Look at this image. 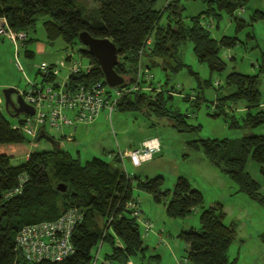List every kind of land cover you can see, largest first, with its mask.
I'll return each mask as SVG.
<instances>
[{
    "label": "trees",
    "instance_id": "1",
    "mask_svg": "<svg viewBox=\"0 0 264 264\" xmlns=\"http://www.w3.org/2000/svg\"><path fill=\"white\" fill-rule=\"evenodd\" d=\"M182 1H201L208 9L186 25L181 19ZM155 2L91 0L87 8L82 0H0V17H5L13 30L27 33L23 48L34 42L29 39V33L36 29L40 17H49L43 26L50 44L61 39L67 45L66 49H74L81 43L79 35L85 31L95 38L110 39L119 54L115 69L126 79L125 85L117 88L123 94L116 101L115 109L120 112L148 109L160 117H170L179 132H196L201 129L200 125H190L186 115L167 109L166 100L174 97L175 90L167 91L166 97L163 86L153 88L150 71L160 68L168 77L170 73L180 72L185 65L179 49L186 42L193 44V52L199 62L207 64L213 71H223L225 63L220 51L235 47L238 38L223 37L219 41L212 38L201 19L204 16L217 18L225 13L235 20L238 29H242L246 23L240 13L249 0H177L179 6L173 8L170 3L166 8L171 12L170 25L161 23L165 11L156 10ZM263 16L257 11L249 19ZM149 39H152L151 45L145 47ZM78 53L89 59L91 71L71 75L69 86L106 85L103 72L87 47L83 45ZM25 55L34 57L27 49ZM43 82L48 81L43 78ZM225 84L231 92L217 97L214 117L225 114L226 105L240 101L246 102L247 109L261 105L259 75L231 72ZM107 88V98L113 101L117 89ZM185 100L190 101L188 98ZM201 100L203 97L198 95L194 101L198 104ZM9 114L13 115L14 111L10 109ZM23 123L24 119H20L17 125ZM242 124L234 120L231 126L247 129L264 125V111L253 114L247 110ZM14 125L0 111V146L31 143L26 134L14 129ZM190 145L203 151L213 167L236 182L239 192L264 203L260 184L246 168L251 158L260 165V173L264 176V135L204 139L192 141ZM121 162L117 155L113 162L95 157L82 163L60 145L57 149L34 152L24 164L17 166L12 164L11 156L0 154V264H92L94 251L104 244L112 249V255H107L111 260L126 263L135 254H145L148 248L142 238V227L146 229L141 223V215L135 217L133 211L126 209L128 202L136 200L135 190L148 193L155 204H165L166 213L172 219H185L194 210H199L200 228H192L180 235L187 244L186 261L192 264H236L237 259L231 260L229 251L237 237V225L225 223L227 213L222 203L205 207L203 193L194 188L186 177H179L172 190L164 189V177H132L123 169ZM23 177L26 182L22 194L6 198L9 191L19 186ZM59 185L66 187V191H59ZM72 207L80 209L84 217L73 233L75 253L71 257L61 262H30L16 251L15 239L22 227L54 221Z\"/></svg>",
    "mask_w": 264,
    "mask_h": 264
},
{
    "label": "rangeland",
    "instance_id": "2",
    "mask_svg": "<svg viewBox=\"0 0 264 264\" xmlns=\"http://www.w3.org/2000/svg\"><path fill=\"white\" fill-rule=\"evenodd\" d=\"M82 1L91 3V0ZM170 3L173 8L179 6L177 0L155 2L156 10L165 11L162 24H169L171 12L166 8ZM180 5L184 8L181 19L186 25L191 24L193 18L208 9V6L201 1H182ZM257 11L264 14V0H249L240 13L246 23L242 29H238L235 20L225 13H221L217 18L204 16L201 19L202 25L210 31L212 38L218 41L223 37L238 38L235 47L222 48L220 51L225 63L223 71H213L207 64L199 62L191 42L184 43L179 49L180 58L185 65L180 72L170 73L168 77L160 68L150 71L153 75V88L163 86L166 97L167 91L175 90L174 97L166 100L167 109L186 115L188 124L201 126L199 131L179 132L170 117H160L148 109L136 112H120L115 109L111 115L109 110H105L97 124L87 129L88 133L83 136L79 132L73 142H68L63 136H69L74 128L46 130L49 136L60 141L63 150L70 152L74 158H79L82 163L95 157L113 162L115 156L121 157L127 150L130 152L140 149L143 140L158 139L161 152L154 154L150 161L140 167H134L128 158H124L121 166L132 177H145V172H148L151 178L164 177V189L172 190L179 177H186L194 188L203 193L205 207L222 203L225 212L228 213L225 223L237 225V237L229 251L230 259H237L236 264H264V203L254 201L248 194L239 192L236 182L213 167L203 151L193 149L190 142L264 135V125L247 129L231 126L234 120L243 125L247 110L253 114L264 111V16L251 21L249 19ZM172 18L175 17L172 15ZM48 19L49 17H40L36 29L29 33V39H33L34 42L26 44V48L20 47L18 60L24 72H21L17 66L14 44L8 39H0V108L13 122L23 119L24 115L20 118L9 116L5 106L4 91L10 87L4 85L12 83L14 88L24 91L29 89V82L43 84V75L39 72V67L47 58L44 59L40 55L39 47L42 51L44 49L48 51L54 59H62L68 52H72L75 60L84 66L89 65V59L78 53L83 44L75 45L74 49H66L67 45L61 39L54 44L48 42L43 27ZM26 49L35 56L26 57ZM65 72L67 71H61L59 80L64 78ZM231 72L259 75L261 105L247 109L246 102L240 101L226 105L225 114L214 117L213 114L217 112V97H223L231 92L226 89L225 84L226 77ZM198 95L204 100L197 104L194 100ZM13 100L17 101L16 95H13ZM77 127L81 131V126ZM29 138L31 143L21 146L25 153L55 149L48 138H42L39 142ZM24 163L22 159L12 161L13 165ZM246 168L251 177L260 184V193L264 196V176L260 173V165L250 158ZM134 194V198L139 202L141 222L148 220L153 226L147 235L142 227V238L148 249L145 254L138 253L129 257L125 263L118 259H107V255H112V249L108 244H104L99 250L94 251L97 264H156L157 262L188 264L185 260L187 244L180 235L192 228H200L199 210H194L185 219H172L166 213L165 204H155L151 196L143 191L135 190Z\"/></svg>",
    "mask_w": 264,
    "mask_h": 264
},
{
    "label": "built area",
    "instance_id": "3",
    "mask_svg": "<svg viewBox=\"0 0 264 264\" xmlns=\"http://www.w3.org/2000/svg\"><path fill=\"white\" fill-rule=\"evenodd\" d=\"M0 39L10 40L16 49V57L27 39V33L13 30L5 17H0ZM152 39L146 42L151 45ZM142 50L141 53H143ZM73 53L67 55L55 64L42 63L39 72L48 82L43 84L29 83L30 88L21 92L25 103L34 109L33 115H27L22 125H14V129L21 130L28 137L35 139L41 129L62 130L66 127H76L82 124L93 123L103 110H109L110 115L115 109L116 101L123 92L115 90L114 99L108 100V86L103 83L93 85L69 86L71 75L85 71L89 73L91 66H84L73 58ZM17 65L23 71L19 60ZM67 71L66 81H59L61 71ZM55 78L54 80H51ZM161 145L158 139L153 138L144 142L140 149L126 152L121 155L128 158L134 167H140L150 161L154 154L159 153ZM26 178H21L19 186L6 194V198L21 195ZM126 209L133 211V216L140 217L139 202L131 200ZM83 213L72 207L54 221L40 222L22 227L18 232L15 244L16 251L30 262H61L75 253L72 243L73 233L83 222ZM146 229V235L153 228L148 221L141 222ZM92 264H97L96 260Z\"/></svg>",
    "mask_w": 264,
    "mask_h": 264
},
{
    "label": "water",
    "instance_id": "4",
    "mask_svg": "<svg viewBox=\"0 0 264 264\" xmlns=\"http://www.w3.org/2000/svg\"><path fill=\"white\" fill-rule=\"evenodd\" d=\"M79 41L87 47L90 55L97 60L103 72L105 83L109 88L117 89L125 85L126 79L119 75L115 69L118 64L119 54L114 42L108 38H95L87 31L79 35ZM13 95L17 96L16 102L13 100ZM4 96L6 110L9 112L10 109H12L14 111V117H18L23 113H28L30 115L34 114V109L25 103L18 89L13 87L8 88L4 91ZM41 138H48L55 149L59 147L60 142L46 134L43 129L39 131L37 141ZM58 190L65 192L66 187L59 185Z\"/></svg>",
    "mask_w": 264,
    "mask_h": 264
},
{
    "label": "crops",
    "instance_id": "5",
    "mask_svg": "<svg viewBox=\"0 0 264 264\" xmlns=\"http://www.w3.org/2000/svg\"><path fill=\"white\" fill-rule=\"evenodd\" d=\"M83 2V1H82ZM84 3L86 4V7L87 8H89L90 6H89V4H87L88 2L87 1H84ZM44 27V26H43ZM22 47H24L23 46V44H22V46H21V48ZM39 51H40V55L45 59V58H47V60H43V61H45L46 63H49V64H51V65H53V64H55L57 61H59V60H61V58L60 59H54L53 57V55H51L48 51H46L45 49H44V51H42V48L41 47H39ZM19 55V54H18ZM35 56V55H34ZM48 58H50L49 60H48ZM18 60V59H17ZM42 63H44V62H42ZM21 65V64H20ZM90 65V64H89ZM18 66V65H17ZM22 67V66H21ZM19 68V67H18ZM22 69H23V67H22ZM19 70H20V68H19ZM21 71V70H20ZM21 72H24V69H23V71H21ZM66 78H67V72H65V76H64V78H62V79H60L61 81H66ZM59 80V79H58ZM59 80V81H60ZM30 83V82H29ZM31 83H33V82H31ZM36 84V83H35ZM5 87H13L14 88V84H12V83H9V84H5L4 85ZM29 88H30V85H29ZM17 89V88H16ZM28 90V89H27ZM27 90H24V91H27ZM20 91V93L21 92H24V91H21V90H19ZM0 107H1V104H0ZM0 111H2L1 110V108H0ZM103 112H105V110H103L102 111V113ZM102 113L100 114V116L93 122V123H90V124H82V125H78V126H81V131H79V128L76 126V127H73L74 129H73V131L71 130V132L69 133V136H66V135H64L63 137L68 141V142H73V141H75V136L76 135H78V133L80 132L81 133V135L83 136L84 134H87L88 133V130L87 129H89L90 127H92V126H94V125H96L97 124V121L100 119V117L102 116ZM8 114H9V112H8ZM105 114V113H104ZM14 115V114H13ZM13 115H10L9 114V116L11 117V118H20L21 117V115H24V118L27 116V115H30V114H28V113H23V114H21V115H19L18 117H14ZM23 118V119H24ZM13 123H15V125L17 124V121L16 122H13ZM55 139V138H54ZM56 140V139H55ZM59 141V140H58ZM147 140H143L142 141V143H141V146L144 144V142H146ZM60 142V141H59ZM59 145H60V147L62 148V144L61 143H59ZM21 146H23V144H20V145H2V146H0V154H6V155H9V156H11L12 157V161L13 160H16V159H22V160H24L25 162L29 159V156H30V154H32L31 152H26L25 153V150L24 149H22V147ZM126 152H129V150H127ZM160 152H161V150H160ZM34 153V152H33ZM20 165V164H19ZM15 166H17V165H15ZM145 177H143V176H140V177H142V178H151V176H150V174L148 173V172H145ZM224 209H225V206H224ZM227 215H228V213H227ZM234 224V223H233ZM237 232H238V230H237ZM188 262V261H187ZM188 264H190L189 262H188ZM192 264V263H191Z\"/></svg>",
    "mask_w": 264,
    "mask_h": 264
}]
</instances>
